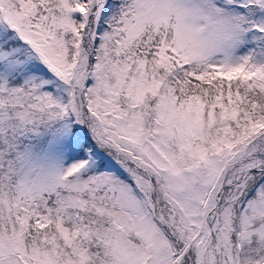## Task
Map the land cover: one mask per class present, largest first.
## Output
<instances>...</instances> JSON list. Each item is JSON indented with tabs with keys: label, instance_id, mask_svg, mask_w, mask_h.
<instances>
[{
	"label": "snow or ice",
	"instance_id": "snow-or-ice-1",
	"mask_svg": "<svg viewBox=\"0 0 264 264\" xmlns=\"http://www.w3.org/2000/svg\"><path fill=\"white\" fill-rule=\"evenodd\" d=\"M0 264H264V0H0Z\"/></svg>",
	"mask_w": 264,
	"mask_h": 264
}]
</instances>
